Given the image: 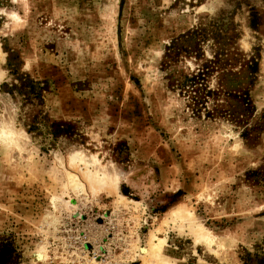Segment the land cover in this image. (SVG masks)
<instances>
[{
	"label": "rangeland",
	"instance_id": "1",
	"mask_svg": "<svg viewBox=\"0 0 264 264\" xmlns=\"http://www.w3.org/2000/svg\"><path fill=\"white\" fill-rule=\"evenodd\" d=\"M261 259L264 0H0V264Z\"/></svg>",
	"mask_w": 264,
	"mask_h": 264
},
{
	"label": "bare ground",
	"instance_id": "2",
	"mask_svg": "<svg viewBox=\"0 0 264 264\" xmlns=\"http://www.w3.org/2000/svg\"><path fill=\"white\" fill-rule=\"evenodd\" d=\"M139 251H140V253H142V254H146L147 253V251L145 250V249H141V248H139ZM42 258V255H38V259H41Z\"/></svg>",
	"mask_w": 264,
	"mask_h": 264
},
{
	"label": "trees",
	"instance_id": "3",
	"mask_svg": "<svg viewBox=\"0 0 264 264\" xmlns=\"http://www.w3.org/2000/svg\"><path fill=\"white\" fill-rule=\"evenodd\" d=\"M258 264H264V259H261Z\"/></svg>",
	"mask_w": 264,
	"mask_h": 264
}]
</instances>
